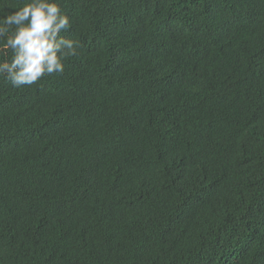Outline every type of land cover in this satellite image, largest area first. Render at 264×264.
Returning a JSON list of instances; mask_svg holds the SVG:
<instances>
[{
	"label": "trees",
	"instance_id": "trees-1",
	"mask_svg": "<svg viewBox=\"0 0 264 264\" xmlns=\"http://www.w3.org/2000/svg\"><path fill=\"white\" fill-rule=\"evenodd\" d=\"M58 3L63 72L0 77V264H264V0Z\"/></svg>",
	"mask_w": 264,
	"mask_h": 264
},
{
	"label": "clouds",
	"instance_id": "clouds-1",
	"mask_svg": "<svg viewBox=\"0 0 264 264\" xmlns=\"http://www.w3.org/2000/svg\"><path fill=\"white\" fill-rule=\"evenodd\" d=\"M70 28L58 0H22V6L0 18V77L13 86H31L43 76L63 72V61L75 55L76 41L61 35Z\"/></svg>",
	"mask_w": 264,
	"mask_h": 264
}]
</instances>
